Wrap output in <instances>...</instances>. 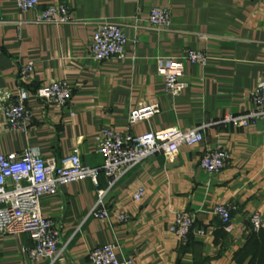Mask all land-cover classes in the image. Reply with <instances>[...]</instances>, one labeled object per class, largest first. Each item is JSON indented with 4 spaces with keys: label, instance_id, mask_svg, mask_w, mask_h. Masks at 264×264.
<instances>
[{
    "label": "crops",
    "instance_id": "obj_1",
    "mask_svg": "<svg viewBox=\"0 0 264 264\" xmlns=\"http://www.w3.org/2000/svg\"><path fill=\"white\" fill-rule=\"evenodd\" d=\"M39 1L38 11L67 5L76 23L21 25L35 14L20 13L17 0H0V155L35 148L45 159L59 162L78 150L85 165L99 168L103 158L96 153V136L104 127L131 134L173 128H203L204 133L201 145L182 147L171 159L156 155L111 189L102 173L98 187L85 180L43 197V215L60 228L62 255L56 264H88L90 252L109 243L117 246L120 260L133 258L135 264H239L235 255L255 230L250 218L255 213L264 218V123L234 128L220 120L252 108L250 95L264 72V0ZM154 7L170 11L169 29L149 25ZM103 21L125 29L126 58L92 59L93 34ZM187 50L210 60L205 67L187 65L190 87L172 97L165 92L158 64L181 58ZM30 62L35 72L22 82L20 72ZM53 81L71 86L68 106L35 97ZM20 87L32 95L27 104L32 125L26 133L10 132L1 115V98L11 95L14 100ZM150 104H158L160 114L130 125L132 112ZM216 148L228 151L231 159L222 172L209 175L200 162ZM140 187L146 193L137 203L134 194ZM100 191L107 192L108 220L90 216ZM218 205L232 211L231 233L214 213ZM178 212L195 219L185 241L169 231ZM119 214L129 221L120 222ZM33 246L27 235L0 234V264H49L29 258L25 250Z\"/></svg>",
    "mask_w": 264,
    "mask_h": 264
},
{
    "label": "built area",
    "instance_id": "obj_2",
    "mask_svg": "<svg viewBox=\"0 0 264 264\" xmlns=\"http://www.w3.org/2000/svg\"><path fill=\"white\" fill-rule=\"evenodd\" d=\"M39 0H17V9L22 14L34 13L33 19L23 24L39 26H64L76 23L70 8L65 4L50 5L38 11ZM147 22L156 29H169L172 25L170 11L162 7L151 9ZM128 36L125 29L111 21L100 22L93 34L91 57L98 63L113 58H126ZM205 53L187 50L181 58L160 60L158 74L164 78L165 92L172 97L182 95L190 84L186 81L187 65L205 67L209 63ZM35 72L34 62L24 66L20 80H31ZM72 89L66 81H53L38 89L35 97L52 105L66 107L72 102ZM16 97L1 96V115L4 125L10 132H28L32 125V114L28 108L31 93L24 87L18 88ZM252 108L241 115L227 114L220 123L234 128H248L259 122L264 123V72L255 89L251 92ZM158 104L142 106L132 112L130 125L151 120L160 114ZM204 142L203 128L191 130L167 129L160 132L131 134L120 132L114 127H104L96 136V153L103 158L99 168L85 165L78 150L62 158L59 162L45 159L35 148H28L21 154L0 155V234L4 236L27 235L34 246L25 250L36 263L56 264L62 255L59 248L60 228L42 213L41 199L57 194L63 186L91 180L99 186L100 174L108 180L109 188L123 179L129 172L144 161L163 155L167 159L175 157L182 147H197ZM231 155L222 148L205 152L200 166L209 175L222 172L229 164ZM146 190L138 188L134 201L143 200ZM107 192L100 191L98 201L90 216L108 220L110 210L105 206ZM214 213L221 219L225 230L232 232V211L225 205H218ZM120 222H128L126 214L117 216ZM253 228L262 229L264 218L255 213L250 218ZM195 226L194 217L187 212L175 214L169 231L180 240H187ZM200 234H204L203 231ZM88 264H135L133 258L120 260L117 246L113 243L100 246L89 254Z\"/></svg>",
    "mask_w": 264,
    "mask_h": 264
},
{
    "label": "trees",
    "instance_id": "obj_3",
    "mask_svg": "<svg viewBox=\"0 0 264 264\" xmlns=\"http://www.w3.org/2000/svg\"><path fill=\"white\" fill-rule=\"evenodd\" d=\"M190 236V235H189ZM188 236V237H189ZM188 239V238H187ZM249 258L248 264H264V230L253 231V237L241 251L235 255L239 264H244Z\"/></svg>",
    "mask_w": 264,
    "mask_h": 264
}]
</instances>
